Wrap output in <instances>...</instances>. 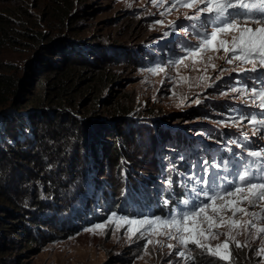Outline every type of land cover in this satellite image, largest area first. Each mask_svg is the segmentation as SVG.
Instances as JSON below:
<instances>
[{
	"label": "rangeland",
	"instance_id": "obj_1",
	"mask_svg": "<svg viewBox=\"0 0 264 264\" xmlns=\"http://www.w3.org/2000/svg\"><path fill=\"white\" fill-rule=\"evenodd\" d=\"M51 6L69 10L56 18ZM0 11L16 20L5 34L10 41L0 44V82L7 89L0 96V192L28 215L39 205L41 219L39 228L31 227L40 235L28 245L15 240L12 256L19 254L24 264H264V253L257 254L264 243V234L256 236L264 226L261 220L255 221L251 236L243 227L232 229L235 242L246 246L230 242L228 261L193 245L188 248L194 260L186 261L176 252L187 256L188 249L166 246L176 245L175 240L155 232L129 239L128 225L115 232L114 223L103 231L94 229L113 213L141 219L188 211L206 202L203 195L194 199L205 187L197 180L206 176L215 181L212 194L238 182L245 167L255 174L256 158L248 152L264 148V125L253 121L264 119V109L250 89L264 88V69L241 71L251 66L226 63L219 59L223 50L202 51L175 63L187 55L184 49L198 44L203 29L185 18L193 10L167 0L157 5L152 0H0ZM24 26L43 40L22 33ZM211 27L207 25L208 31ZM232 36L221 38L231 41ZM54 38H60L59 44L68 42L81 59L90 58L97 67L49 72L45 78V66H28L39 53L63 59L41 52ZM157 66L164 71H150ZM103 71L112 79L103 80ZM217 75L221 79L214 80ZM45 79L48 84L40 85ZM245 86V92H231ZM115 128L129 133L119 138L124 157L116 167L113 153L101 155L106 142L116 146L107 136ZM96 157L101 166L95 165ZM185 200L190 203L183 204ZM261 209L264 201L249 211ZM221 215L227 219L232 213ZM235 219L243 224L249 217L238 213ZM213 231L229 229L225 225ZM225 238L202 243L215 248ZM149 239L163 246L147 244Z\"/></svg>",
	"mask_w": 264,
	"mask_h": 264
},
{
	"label": "snow or ice",
	"instance_id": "obj_2",
	"mask_svg": "<svg viewBox=\"0 0 264 264\" xmlns=\"http://www.w3.org/2000/svg\"><path fill=\"white\" fill-rule=\"evenodd\" d=\"M164 2L165 0H152L154 5L163 4ZM167 2L173 6L178 5L193 10L192 15L185 13V18L197 22L193 27L199 25L203 29V31L198 32V44L195 47L184 49L187 55L181 57L175 63H181L189 56L196 58L200 56L202 51L218 52L223 50L225 55L220 56L219 59L228 64L239 61L242 64L251 66L250 69H241V71L255 73L264 69V0H167ZM161 15H164V13L162 12ZM156 23L163 24V21H157ZM171 24L174 27L175 22H171ZM207 25H212L211 31H208ZM227 33L233 34L231 41L221 38L223 34ZM164 35L167 36L168 33L166 32ZM208 59L211 61L212 57ZM213 69H216V65H213ZM150 71L156 73L157 71H164V68L157 66L150 69ZM232 71H236V69H232ZM213 79L219 80L221 76L217 75ZM247 90L246 86L244 88H231L233 93ZM250 91L253 97L259 99V107L264 109V88L258 90L256 87H251ZM224 94L227 95V93ZM196 102L199 103V101ZM253 121L264 125V119L256 121L253 117ZM248 156L256 158L255 174L250 167H245L243 172L237 175L238 182H230L226 190L212 191V194H209V192L215 185V181L208 176L202 180H197V183H202L205 187L201 192H196L195 188L192 189L193 192H196L194 199L199 200V197L203 195L206 202L195 203L188 211L172 213L168 218L145 216L141 219L117 216L113 213L104 223L94 225V229L103 231L107 229L108 225L114 223L116 228L113 231L115 232L117 229L123 228L124 225H128L125 234L131 233L129 239L136 236L137 233H139L138 238H141L146 233L155 232L157 235L166 236L169 240H175L176 245L169 243L166 246L169 249H176L177 246L188 249L189 254L187 256L184 251L176 252L178 256L186 261L194 260L191 255L192 249L188 248L189 245L202 250L206 249L209 254L228 261L231 255L228 252L230 242H235L232 229L243 227V230L251 236L253 233L250 229L257 228L255 221H264V209H261L259 213L249 211V209L259 206L260 202L264 201V148L249 151ZM205 172H207V169H205ZM168 183L171 185L172 181L169 180ZM218 201H223V203H217ZM245 202L249 205L248 209L240 207ZM165 203L167 204L168 201H165ZM189 203L188 200L183 201L185 205ZM209 210L214 215H210ZM226 211L232 213V216L227 219L221 215L222 212ZM238 213L247 215L249 219L243 221L242 224L241 221L235 219ZM205 223L207 224L206 229L202 226ZM225 225L229 229L228 232L213 231ZM88 231H93V229H88ZM239 234V232L236 233V235ZM259 234H264V226L257 228V238H259ZM220 236L226 238L222 245L218 244L215 248L202 243V241L206 242L209 239H218ZM152 243L163 246L162 241L147 240V244ZM235 243L237 248L246 246V243L245 245H241L239 242ZM147 244L145 245L146 248ZM261 253H264V243H262L257 254L260 255Z\"/></svg>",
	"mask_w": 264,
	"mask_h": 264
},
{
	"label": "trees",
	"instance_id": "obj_3",
	"mask_svg": "<svg viewBox=\"0 0 264 264\" xmlns=\"http://www.w3.org/2000/svg\"><path fill=\"white\" fill-rule=\"evenodd\" d=\"M51 1L58 2L59 0H51ZM52 8L54 12H56V14H53V17H56V18L61 17V15L66 16L69 10L67 7L64 11V7L62 6H59V7L51 6L50 12H53ZM15 14L19 16L22 13L15 11ZM13 18L14 17L10 12L0 11V35L2 37V39L0 40V44L5 45L6 43L10 41L8 39L10 38L11 35L5 36V34L7 33V30L12 25V23L16 21ZM69 18H71V16ZM26 28L27 27L24 26L23 27L24 30H22L21 32L29 36L31 39L38 38L40 40L41 39L43 40V37H39L37 34H32L30 32L25 31ZM58 41H60V38L48 39L46 43L42 45L41 52L49 53L54 56L60 55L62 56L63 59L56 58V59L50 60L43 55L40 56L39 55L40 53H39L38 58L36 57L35 59H33L31 63H28L29 64L28 66H32V67L33 66H45L46 69L43 72V73H46L45 78H48L49 72L64 74V73L69 72L73 68L85 69L90 66L97 67V64L95 63V61H92L90 58L88 59L86 58L85 60L81 59V56H82L81 52L77 51L76 49L68 45L69 44L68 42L67 43L63 42L59 44ZM75 57H77L79 60L75 59ZM32 67H28L27 71L32 72L33 71ZM112 77L113 75H108V72L103 71V76H102L103 80L109 81L112 79ZM47 81L48 80L45 79L44 84H40V85H47L48 84ZM5 88L6 86L4 82L1 81L0 82V96H3L5 94L4 91L7 90ZM18 104L19 103L17 102L16 105ZM119 126L120 125H118V127ZM118 130L117 128H115V130L107 134V136L112 137V140L116 143V146L110 148L109 142H106V147H102V148H105V150L101 152V155L103 156L104 154V156L106 157L107 156L109 157L110 153H113L111 162L115 167L118 165L119 163L118 161L122 157H124V153L121 150V145L119 143L120 142L119 138L121 136H129V133L119 132ZM10 150L11 149H8L7 151H10ZM26 161L28 162L29 159L26 158ZM101 164H102L101 159L99 157H96L95 165L101 166ZM174 190L178 191L180 189L178 187H175ZM175 191H174V194H176L178 197L183 196V193H176ZM108 194H112V193H108ZM114 195L118 196L119 194H114L113 192V196ZM113 199L115 198H111V200ZM119 200L120 199H118V202L116 204L112 203V209L113 208L115 209L119 205ZM39 208L40 206L36 205V207L34 208L36 210L31 212L32 215H28L27 212H22V209L20 206L18 205L16 206L13 204L8 199V195L5 192H0V228H1L0 229V264H24L23 262L19 260L18 258L19 254L18 255L15 254L14 256H12L14 252L13 248L15 247V244L17 243V241L15 240H19L20 238L21 241L25 242L28 245L36 239L35 237L36 235H40V234H37V232L36 233L31 232V227L39 228V226H37V224L40 223V220H41V219H38L39 211L37 210Z\"/></svg>",
	"mask_w": 264,
	"mask_h": 264
}]
</instances>
